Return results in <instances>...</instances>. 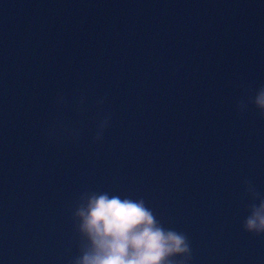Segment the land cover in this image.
Masks as SVG:
<instances>
[{"label": "water", "instance_id": "1", "mask_svg": "<svg viewBox=\"0 0 264 264\" xmlns=\"http://www.w3.org/2000/svg\"><path fill=\"white\" fill-rule=\"evenodd\" d=\"M261 85L264 0H0V264H70L93 190L143 197L191 264H264V118L236 107Z\"/></svg>", "mask_w": 264, "mask_h": 264}, {"label": "clouds", "instance_id": "2", "mask_svg": "<svg viewBox=\"0 0 264 264\" xmlns=\"http://www.w3.org/2000/svg\"><path fill=\"white\" fill-rule=\"evenodd\" d=\"M249 104L264 118V85L237 102L243 113ZM97 124L95 140L109 124ZM51 135H54L51 133ZM248 214L242 228L255 236L264 235V193L244 180ZM78 254L70 264H191V241L186 233L165 227L143 197L121 196L109 191L82 192L72 211Z\"/></svg>", "mask_w": 264, "mask_h": 264}]
</instances>
